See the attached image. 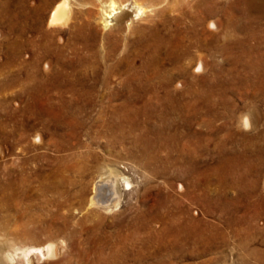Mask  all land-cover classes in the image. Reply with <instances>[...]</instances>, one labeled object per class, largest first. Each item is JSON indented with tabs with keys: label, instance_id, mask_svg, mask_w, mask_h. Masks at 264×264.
<instances>
[{
	"label": "rangeland",
	"instance_id": "rangeland-1",
	"mask_svg": "<svg viewBox=\"0 0 264 264\" xmlns=\"http://www.w3.org/2000/svg\"><path fill=\"white\" fill-rule=\"evenodd\" d=\"M58 1L0 0L1 242L15 248L53 242L60 249V264H264V92H255L257 79L264 80V0H138L152 6L147 14L137 19L126 7L128 16L111 19L106 29L97 14L85 22V9L96 11L97 0H71L72 8L84 13L77 25L81 30L70 31L48 26ZM163 2L180 5L184 16L178 25L169 12L159 20ZM198 4L218 7L208 17ZM168 25L176 32L174 45L167 43ZM223 41L230 44L229 56L217 52ZM200 55L207 67L196 74ZM113 76L155 87L170 81L172 89L182 83L177 89L186 96L159 122L147 121L149 135L126 128L98 132L94 126L88 140L86 118L94 119L96 111L107 107L95 103L85 108L84 89L103 87ZM69 89L77 97L74 105L54 95L59 92L68 102ZM193 92L195 101L188 96ZM242 92L248 101L240 99ZM76 102L85 110L79 115L84 122L79 138L64 136L65 124L55 122L61 109L74 112ZM244 112L254 114L248 130L236 123ZM106 170L118 171L132 187L121 188L120 205L113 211L89 206ZM207 202L214 205L207 209ZM201 235L215 240L204 246L198 243ZM246 238L253 241L250 247Z\"/></svg>",
	"mask_w": 264,
	"mask_h": 264
},
{
	"label": "bare ground",
	"instance_id": "bare-ground-1",
	"mask_svg": "<svg viewBox=\"0 0 264 264\" xmlns=\"http://www.w3.org/2000/svg\"><path fill=\"white\" fill-rule=\"evenodd\" d=\"M82 1V0H81ZM84 1V0H83ZM90 1V0H89ZM98 1V5L96 6V11H93L91 8H89L90 6H88L87 9H85V22L89 20V17H91V15L94 14H97L98 15V21L100 22L101 26H102V29H106L108 26H110V22H111V19H117V20H122L124 19L125 17L128 16V13L125 12V8H129L131 7L132 9V12H135V17L138 19L140 17H142L147 11H148V8L152 7L151 5H149L148 3H145L144 2H141V1H138V0H130L132 2H130V4L128 5H124L125 3H122V0H120V2L118 0H97ZM96 1V2H97ZM147 1V0H146ZM153 1V0H152ZM158 0H154V2ZM160 1V0H159ZM166 1V0H164ZM172 1V0H171ZM195 1V0H194ZM205 1V0H204ZM212 2L211 0H207V2ZM87 2V1H86ZM94 2V0L92 1ZM149 2V0H148ZM153 2V4H154ZM162 2V0H161ZM192 2V1H191ZM206 2V1H205ZM89 4L91 2H88ZM160 3V2H158ZM178 3V2H176ZM182 3V1H181ZM198 3V1H197ZM197 3H196V7H197ZM203 3V1H202ZM214 3V2H213ZM92 4V3H91ZM152 4V5H153ZM161 4V3H160ZM159 4V6H160ZM164 4V2H163ZM158 9V17L161 15L162 18L164 17L163 14L165 15L166 12H169L171 14H173L171 16L172 20L174 22H177L176 25H178V21L179 19L184 16L182 14V11L177 9V5L178 4H175V5H170V7H168L167 5H163ZM169 4V3H168ZM174 4V3H173ZM184 5V3H182ZM212 4V3H211ZM81 5V4H80ZM85 4L82 5V7L84 6ZM86 5H88L86 3ZM95 5V3H94ZM199 7L198 8H201L202 11L204 10L205 13L208 15V17H212L213 14H215L216 10H217V7L216 5H212L210 7H207L205 4V6L203 4H198ZM73 6V5H72ZM71 6V0H59L56 4L54 3V6L52 7L50 13H49V17H48V26H51L52 28L53 27H63V28H67L69 31L70 29H73V28H78L80 27L79 30H81V25L80 26H77L79 25L80 21H82L83 19L82 18H79L82 13V11H76L72 8ZM154 6V5H153ZM158 6V4H157ZM242 6V5H241ZM95 7V6H94ZM182 7V5H181ZM85 8V7H84ZM83 8V9H84ZM81 9V8H80ZM130 9V10H131ZM196 9V8H195ZM200 9V10H201ZM262 9V8H261ZM82 10V9H81ZM134 10V11H133ZM153 10V9H152ZM240 10V9H239ZM150 11V10H149ZM147 14V13H146ZM156 14V13H155ZM186 14V13H185ZM166 15H170V14H166ZM155 16V15H154ZM161 16H160V21H161ZM84 17V16H83ZM95 17V16H94ZM93 17V19H94ZM97 18V17H96ZM157 19V18H156ZM164 19V18H163ZM162 19V20H163ZM92 20V18H91ZM90 20V22H91ZM166 20V19H165ZM97 21V22H98ZM168 21V20H167ZM10 22V21H9ZM80 22V23H79ZM152 22V21H151ZM159 22V21H158ZM87 23V22H86ZM96 23V22H95ZM155 23V22H154ZM84 24V23H83ZM91 24V23H90ZM89 24V25H90ZM99 24V23H97ZM153 24V23H152ZM87 25V24H86ZM84 25V26H86ZM156 26V25H155ZM209 26L212 28V29H216V24L214 22H210L209 23ZM148 27V26H147ZM174 27V26H173ZM172 27V28H173ZM177 27V26H176ZM171 27L168 25V27H166V34L168 36L167 38V43L168 44H173L174 45V40L177 38L174 39L175 37V34L176 32L172 29H170ZM55 29V28H54ZM84 29V27H83ZM155 29V28H154ZM171 31H170V30ZM177 29V28H176ZM179 29V28H178ZM160 30V29H159ZM165 30V29H164ZM62 31V30H61ZM74 31V30H73ZM84 31V30H83ZM55 32V31H54ZM82 32V31H81ZM87 32V31H86ZM161 32V31H160ZM58 33V32H57ZM65 33V32H63ZM72 33V31H71ZM80 33V32H78ZM78 33H74V35H71V36H80ZM174 33V34H173ZM78 34V35H77ZM56 36V34H55ZM70 36V37H71ZM163 36V35H162ZM181 37V36H180ZM179 37V38H180ZM69 38V37H68ZM74 38V37H73ZM84 38V37H83ZM145 38V37H144ZM178 38V40H179ZM77 39V38H75ZM79 39V38H78ZM70 40V39H69ZM73 40V39H72ZM80 40V39H79ZM88 40V39H86ZM164 40V39H163ZM162 40V41H163ZM52 41V40H51ZM75 41V40H74ZM67 42V41H66ZM158 42V41H157ZM182 42V41H181ZM59 43V42H58ZM194 43V42H193ZM229 43V42H228ZM227 41H223V45L217 49V52H219L222 56H226L229 54H231V48L228 47ZM75 44V43H74ZM160 44V43H159ZM180 44V43H179ZM198 44V43H197ZM72 45V44H71ZM71 45H69V48L72 47ZM153 45V44H152ZM68 46V45H67ZM76 46V44L74 45ZM73 48L75 49L76 47ZM176 46V45H175ZM198 46V45H197ZM57 47V46H55ZM62 47V46H61ZM64 47V46H63ZM86 47V46H85ZM52 48V47H50ZM185 48V47H184ZM190 48V47H189ZM188 48V49H189ZM192 48V46H191ZM197 48V47H195ZM199 48V47H198ZM258 48V47H257ZM64 49V48H63ZM62 49V51L64 52V50ZM180 49V48H179ZM186 49V48H185ZM233 49V48H232ZM48 50V48H47ZM61 50V49H60ZM67 50V48H66ZM76 50V49H75ZM168 50V49H167ZM199 50V49H198ZM212 50V49H211ZM49 51V50H48ZM53 51H55L53 49ZM183 51V50H182ZM185 51V50H184ZM191 51V50H189ZM197 51V50H196ZM52 52V51H51ZM72 52V51H71ZM187 52V51H186ZM185 53V52H183ZM190 53V52H189ZM47 54V52H46ZM62 54V53H60ZM65 54V53H63ZM62 54V55H63ZM75 54V53H73ZM200 54V53H198ZM57 55V54H56ZM61 55V56H62ZM182 55V53H181ZM46 56V55H45ZM61 56L60 55H57L55 57H57V60L58 62H62L61 61ZM64 56V55H63ZM178 56V55H177ZM180 56V55H179ZM177 57V61H181L182 59L180 57ZM194 56H197L198 55H194ZM54 57V56H53ZM184 58V57H183ZM186 58V57H185ZM191 58V57H190ZM192 60V59H191ZM190 60V61H191ZM68 61V60H67ZM185 61V60H184ZM65 62V61H64ZM70 62V61H69ZM81 62V61H80ZM184 63V62H183ZM66 64V63H65ZM67 64H69L67 62ZM83 64V62H82ZM179 64V63H178ZM204 63V60L201 58V55L199 56V59H198V64H197V70L194 71V73H201L204 71L205 67H207ZM59 65V64H58ZM84 65V64H83ZM47 66V65H46ZM63 66V65H62ZM67 66V65H66ZM178 69V68H177ZM181 69V68H179ZM262 69V68H261ZM264 69V68H263ZM182 70H184L182 68ZM260 70V69H259ZM258 70V71H259ZM261 71V70H260ZM183 72V71H182ZM182 72L178 71L179 74L182 75ZM260 73V72H258ZM109 74V73H108ZM116 74H119V73H116ZM123 74V73H122ZM256 74V73H255ZM120 75V74H119ZM128 75V74H127ZM180 75V77H181ZM258 75V74H257ZM111 76V75H110ZM124 76V75H123ZM120 77L118 76V78H114L117 80H119V82L116 84V86L114 85V81L111 82V80H114L113 79H109L107 81H105V85L103 87H91V88H87L85 87L84 91H85V108H86V105L88 106L89 104L92 105V104H95L97 103L99 106H105L107 107V110L106 109H99V111H96V114H95V118L94 119H91L90 117H88L86 115V118L88 121H92V124L87 126V120H85V138L88 139V140H91L93 139L91 137V129H93L94 126H96L95 128H97L98 132L99 130L101 131V129H108V131H112V132H115V131H121L122 129H128L130 132H133V131H139L141 134H142V137L143 136H146V135H149L153 132H151L149 129H146V124H147V121L149 122L150 120L152 119H156L159 120L162 119V117L164 118V114L166 113H170V111L175 108V107H178L181 104V100L180 98H184L183 95V92H182V95H181V92H179L177 89V87H182L184 84L182 83H177L176 86L174 87V89L170 88V84L168 81H166L165 83H162L160 84L158 87L156 86H153V85H150V84H141V83H134L133 80L131 81L130 79H127V77ZM131 76V75H130ZM152 76V75H151ZM161 76V75H160ZM237 76V75H236ZM256 77V75H254ZM263 76V75H262ZM134 77V76H133ZM253 77V76H252ZM112 78V76H111ZM131 78V77H130ZM135 78V77H134ZM257 78V77H256ZM82 79V78H81ZM172 79V77H171ZM85 80V79H84ZM83 80V81H84ZM243 80V79H242ZM241 80V81H242ZM258 83H257V86L255 87V92H264V80L263 79H260L258 78L257 79ZM195 81V80H194ZM214 81V80H213ZM247 81V79H246ZM137 82V81H136ZM140 82V81H139ZM249 82V80H248ZM79 83V82H78ZM84 83V82H83ZM153 83V82H152ZM155 83V82H154ZM173 83V82H172ZM194 83V82H193ZM219 83V82H218ZM246 83V82H245ZM56 84V83H55ZM59 84V83H57ZM61 84V83H60ZM80 84V83H79ZM228 84V83H227ZM238 84V83H236ZM234 84V85H236ZM240 84V83H239ZM251 84V83H250ZM73 85V84H72ZM81 85V84H80ZM249 85V84H247ZM254 85V84H253ZM62 86V85H61ZM65 86V85H64ZM195 86V85H194ZM240 86V85H239ZM243 86V85H242ZM79 87V86H78ZM172 87V86H171ZM233 87V86H232ZM237 89H238V86H236ZM241 87V86H240ZM245 87V86H244ZM249 87V86H248ZM251 87V86H250ZM70 88V87H69ZM72 88V86H71ZM74 88V87H73ZM84 88V87H83ZM82 88V89H83ZM234 88V87H233ZM55 89H57L55 87ZM77 89V88H76ZM75 89V90H76ZM247 89V88H246ZM253 89V88H252ZM230 90V89H229ZM259 90V91H258ZM183 91V90H182ZM239 91V90H238ZM34 92V91H33ZM50 92V91H49ZM53 92V91H52ZM55 92V91H54ZM66 92V91H65ZM77 92V91H76ZM180 94H179V93ZM197 92V91H196ZM228 92V91H227ZM237 92V90H236ZM240 92V91H239ZM57 93V92H56ZM59 93V92H58ZM57 95L54 93L55 96H57V99L63 103H67L69 105H74V102L76 101L75 99L77 98H74V91L72 89H69L68 93L70 94V101L68 100L65 101V99H63L62 95L61 94H58ZM248 93V92H247ZM26 94V93H25ZM78 94V93H77ZM211 94V93H210ZM239 94V93H238ZM245 94H246V90H245ZM243 92L242 94L240 93L239 97L241 100H244V101H248V98L246 97ZM253 94V93H252ZM252 94H250L252 96ZM51 95V94H49ZM53 95V94H52ZM65 95V93L63 94ZM67 95V94H66ZM65 95V96H66ZM83 95V94H81ZM69 96V95H68ZM79 96V95H77ZM186 96V95H185ZM188 96H191L189 99L191 100H197L196 98V94L193 92V93H189ZM237 96V95H236ZM235 96V97H236ZM255 97V94L253 95ZM258 96V95H257ZM46 97V96H45ZM49 96L47 95V98ZM82 97V96H81ZM180 97V98H179ZM224 97V96H223ZM229 97V96H228ZM238 97V98H239ZM261 97V95H260ZM32 97H30L31 99ZM68 98V97H66ZM68 98V99H69ZM83 98V97H82ZM199 98V97H198ZM227 98V97H225ZM45 99V98H44ZM79 99V98H78ZM188 99V100H189ZM230 98H228L229 100ZM256 99V98H255ZM254 99V100H255ZM83 100V99H82ZM95 100V101H94ZM199 100V99H198ZM231 100V99H230ZM233 100V99H232ZM253 100V99H252ZM58 101V102H59ZM242 101V102H244ZM258 101V100H257ZM264 101V100H263ZM47 102V101H46ZM78 102V101H77ZM76 102V103H77ZM94 102V103H93ZM62 103V104H63ZM81 103V102H80ZM80 103H77L75 104L76 107L73 106V108H76L74 110V112H68L67 110H63L61 109L62 111L61 112H58L57 115H56V120L55 122H61L62 124H65V128H66V134L64 136H68V137H75V135H77V137L80 135H78V129L81 128L83 129V119L80 117L79 118V115H83L84 113V109L83 107L84 106H81ZM185 103V102H184ZM61 104V105H62ZM67 104H63L64 105H67ZM193 104V103H192ZM195 104V103H194ZM211 104V103H210ZM232 104V110H234V106L233 103ZM60 105V104H59ZM58 105V106H59ZM89 105V106H90ZM188 106H190L189 104H187ZM216 105V104H215ZM93 106V105H92ZM91 106V107H92ZM95 106V105H94ZM187 106V107H188ZM61 107V106H60ZM70 107V106H69ZM90 107V108H91ZM195 107H196V104H195ZM228 107V106H227ZM249 107V106H248ZM197 108V107H196ZM246 108V107H245ZM65 109V108H64ZM67 109V108H66ZM97 109V108H95ZM181 109V108H180ZM189 109V108H188ZM193 109V108H192ZM214 109V108H213ZM248 109V108H247ZM93 110V109H92ZM230 110V109H229ZM50 111H52L50 109ZM57 111V109H56ZM59 111V109H58ZM73 111V109H72ZM174 111V110H173ZM185 111V109H184ZM191 111V110H190ZM195 111V110H193ZM231 111V110H230ZM246 111V110H245ZM257 111V110H255ZM53 112V111H52ZM172 112V111H171ZM182 112V111H181ZM186 112V111H185ZM188 112V110H187ZM243 112V111H242ZM64 114L63 117H61V114ZM65 113L69 115L65 116ZM88 113V112H87ZM86 113V114H87ZM175 113V112H173ZM190 113V112H189ZM195 113V112H194ZM213 113V112H212ZM241 113V112H240ZM256 113V112H254ZM91 114V113H90ZM89 114V115H90ZM93 114V113H92ZM191 114H192V111H191ZM239 114V113H238ZM253 114V113H251ZM251 114L249 112H244L241 116L238 117V120H236V123L241 127V129H244V130H248L253 124L251 121ZM182 115V113H181ZM193 115V114H192ZM197 115V114H196ZM254 115V114H253ZM258 111H257V116L254 117L253 116V120H257L256 118H258ZM55 116V115H54ZM92 116V115H90ZM194 116V115H193ZM215 116V115H214ZM58 117V118H57ZM260 117V116H259ZM191 118V117H190ZM193 118V117H192ZM234 118V117H232ZM231 118V119H232ZM186 119V118H185ZM230 119V122L232 121ZM58 120V121H57ZM164 120V119H163ZM229 120V119H228ZM186 121V120H185ZM189 121V120H188ZM161 122V121H160ZM166 122V121H165ZM151 123V122H150ZM187 124V123H186ZM162 125V124H161ZM194 125V124H193ZM236 125V124H235ZM255 126V124H254ZM190 127V126H189ZM63 128V129H65ZM165 128V127H164ZM56 129V128H55ZM189 129V128H188ZM164 131V130H163ZM96 132V131H95ZM103 132V131H101ZM157 132H160V131H157ZM56 133V132H55ZM97 133V132H96ZM139 133V135H140ZM193 134V132H191ZM197 133V132H196ZM98 134V133H97ZM158 134V133H157ZM161 134V132H160ZM99 135V134H98ZM191 135V134H190ZM158 136V135H157ZM162 136V135H160ZM193 136V135H192ZM155 137V136H154ZM67 138V137H66ZM79 138V137H78ZM136 138V137H135ZM150 138V137H149ZM158 138V137H157ZM176 138V137H175ZM140 139V137H139ZM155 139V138H154ZM167 139V138H166ZM76 140V139H75ZM34 141L35 142H38L40 143L41 142V139L39 136H36L34 138ZM70 141V140H69ZM87 141V140H86ZM93 141V140H92ZM144 141V140H143ZM161 141V140H160ZM77 142V141H76ZM59 143V142H58ZM74 143V142H73ZM88 143V141H87ZM86 143V144H87ZM96 143V142H95ZM63 144V143H62ZM61 144V145H62ZM89 144V143H88ZM87 144V145H88ZM91 144V143H90ZM74 145V144H73ZM144 145V144H143ZM154 145V144H153ZM157 145V144H156ZM90 146V145H89ZM57 147H60L59 145ZM68 147V146H67ZM74 147V146H73ZM78 147V146H77ZM80 147V145H79ZM85 147V145H84ZM70 149V148H69ZM146 149V148H145ZM71 150V149H70ZM147 150V149H146ZM145 151V150H144ZM237 159V156L235 158V160ZM177 161V160H176ZM234 161V160H232ZM240 161V160H239ZM191 162V161H190ZM229 162V161H228ZM175 163V162H174ZM239 163V162H238ZM194 165V164H193ZM231 165H233L231 163ZM237 165V164H236ZM251 165V164H250ZM250 165H249V168H250ZM188 167V166H187ZM237 167V166H236ZM252 167V166H251ZM261 167V166H260ZM190 168V167H189ZM193 168L195 167H191L190 169L192 170ZM233 168V167H232ZM236 169V168H234ZM233 169V170H234ZM103 170V169H102ZM105 171V173H101L100 175V178L98 179V181H96V184H95V187L93 189V192H92V196L89 198V206H96V207H100L101 209L105 210V211H113V210H117V208L119 207L120 205V201H121V197H122V192H121V188H126V189H130L132 188L131 187V183L129 182L128 179H126L123 175H121L120 173L117 172H114V171H111L109 170ZM103 172V171H102ZM194 172V171H193ZM234 172V171H233ZM232 172V173H233ZM109 173V174H108ZM187 173V172H186ZM231 173V174H232ZM106 174H108L107 176H105ZM194 174V173H193ZM192 174V175H193ZM236 174V173H235ZM191 175V174H190ZM236 176V175H235ZM240 177V176H239ZM222 180V179H221ZM243 180V179H242ZM122 182L123 186H119V183ZM251 187L253 185H250ZM255 186V185H254ZM250 187V188H251ZM178 188H181V186H179ZM242 188V187H241ZM249 188V187H248ZM249 188V189H250ZM247 190V189H246ZM251 190V189H250ZM254 189L252 188V191ZM251 191V192H252ZM263 200V199H262ZM209 201V200H208ZM216 201V200H215ZM235 204V203H234ZM238 204V203H237ZM262 204V203H261ZM204 205V204H203ZM209 205H214L211 204V203H208L207 202V209H208V206ZM224 205V204H223ZM232 205V204H231ZM161 206V205H160ZM218 206V205H217ZM229 206V204H228ZM235 206V205H234ZM237 206V205H236ZM210 207V206H209ZM225 207V206H224ZM227 207V206H226ZM237 208V207H236ZM211 209V208H210ZM209 209V211H210ZM227 209V208H226ZM235 209V208H234ZM224 210V209H223ZM222 210V212H223ZM225 213V212H224ZM227 213V211H226ZM211 214V212H210ZM215 214V213H214ZM221 214V212H220ZM223 214V213H222ZM255 217V216H254ZM244 218V217H243ZM252 218V216H251ZM256 219V218H255ZM243 221V220H242ZM249 221V220H248ZM252 221V219L250 220ZM254 221V220H253ZM252 221V222H253ZM236 222V221H235ZM229 223V221L227 222V224ZM251 223V222H250ZM254 223V222H253ZM237 224V223H235ZM246 224V223H244ZM249 224V223H248ZM229 225V224H228ZM186 227V226H184ZM188 227H192V226H188ZM183 228V227H182ZM179 229V228H178ZM202 229V228H201ZM204 229V228H203ZM185 231V230H184ZM196 231V230H195ZM194 231V232H195ZM252 231V230H251ZM200 232V231H199ZM208 232V231H207ZM205 233V232H204ZM182 234V233H181ZM187 234V233H186ZM189 234V233H188ZM193 234V233H192ZM201 234V233H200ZM228 234V233H227ZM230 234V233H229ZM177 235V234H176ZM195 235V234H194ZM252 235V234H251ZM199 237V236H198ZM247 237V236H246ZM230 238V237H229ZM197 239V238H196ZM247 239V238H246ZM256 239V238H255ZM198 243L202 242L203 245H204V241L206 242H209L210 243V240H215V238H209V237H203L201 235L200 239H198ZM3 241V240H2ZM246 241V240H245ZM252 240L249 238L247 239L246 241V245L249 246L250 244L252 245ZM38 243V242H37ZM209 243H208V248L209 249ZM214 243V242H213ZM224 244V243H223ZM234 244V243H233ZM62 246V244H61ZM206 246V245H204ZM212 246V245H211ZM250 247V246H249ZM206 248V247H205ZM235 248V247H234ZM245 248V247H244ZM247 248V247H246ZM63 249V247H62ZM61 249V250H62ZM258 249V248H257ZM256 250V249H255ZM60 249L58 247L57 244L53 243V242H47L45 243L44 245L42 246H29V247H21V248H15L14 246H12L11 244L7 243L6 242H1L0 240V264H43L44 262H47L49 263V261H53V264H60L61 262V258L62 256H60V253H59ZM254 253V252H253ZM252 253V254H253ZM258 253V252H257ZM260 253V252H259ZM63 254V253H62ZM61 254V255H62ZM254 255V254H253ZM254 257V256H253ZM260 258V257H259ZM63 260V259H62ZM67 260V259H66ZM263 261V260H262ZM64 262V261H63ZM69 262V261H67ZM66 262V263H67ZM246 262V261H245ZM70 263V262H69ZM50 264V263H49ZM62 264V263H61Z\"/></svg>",
	"mask_w": 264,
	"mask_h": 264
}]
</instances>
